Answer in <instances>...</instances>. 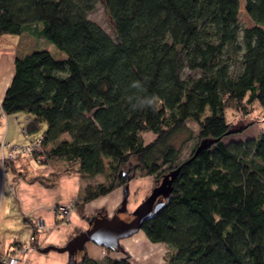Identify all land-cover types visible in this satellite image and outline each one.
<instances>
[{
  "label": "trees",
  "instance_id": "16d2710c",
  "mask_svg": "<svg viewBox=\"0 0 264 264\" xmlns=\"http://www.w3.org/2000/svg\"><path fill=\"white\" fill-rule=\"evenodd\" d=\"M98 2L112 34L88 18ZM23 33L65 57L17 56L1 110L25 113L27 134L46 123L33 137L39 164L88 180L110 172L83 186L73 203L81 218L107 215L88 216L85 205L152 177L151 192L164 184L166 197L141 231L167 248L161 264H264V128L223 141L234 130L227 110L248 114L258 103L264 119V0H0V36ZM183 130L186 157L172 142ZM106 249L125 257L98 260L83 246L67 264H132L121 245Z\"/></svg>",
  "mask_w": 264,
  "mask_h": 264
},
{
  "label": "crops",
  "instance_id": "0c3cea01",
  "mask_svg": "<svg viewBox=\"0 0 264 264\" xmlns=\"http://www.w3.org/2000/svg\"><path fill=\"white\" fill-rule=\"evenodd\" d=\"M36 41L35 37L25 33L0 36V109L5 90L13 76L14 59L35 49ZM25 115H7L0 111V253L16 258L15 264H67L68 251L50 249L42 252L39 249L64 247L78 231L90 228L88 221L81 218L73 207L84 181L76 172H56L45 164L36 167L32 164V156L17 157L3 164L2 156L7 155L8 147H1V144L11 145L17 141L18 124L25 121ZM27 143L25 141L22 145ZM147 185L145 180L142 183L133 181L128 190H140L142 197ZM123 198V189H116L109 195L87 203L85 211L90 214L102 207L112 211ZM61 207H67L65 218L57 212ZM109 214L107 212L108 216L113 213ZM135 234L139 236L138 240L132 241ZM135 234L120 240V245L130 254L146 252L153 243L141 230ZM21 247L24 250L17 251ZM104 250V247L100 248L93 242L88 241L84 245L85 253L95 259H102L106 254ZM82 254L77 251L76 259L79 260Z\"/></svg>",
  "mask_w": 264,
  "mask_h": 264
},
{
  "label": "rangeland",
  "instance_id": "374dc122",
  "mask_svg": "<svg viewBox=\"0 0 264 264\" xmlns=\"http://www.w3.org/2000/svg\"><path fill=\"white\" fill-rule=\"evenodd\" d=\"M96 7L92 10V12H90L88 14V18H90L92 21H95L101 28L105 29L108 33L112 34V28L110 25V18L107 15V12L105 10V6H103V4L101 2H98L96 5ZM239 19L241 22V26H247L250 22L248 17L246 16L245 12L242 10V7L240 9V14H239ZM35 48L37 49H46L48 51H50L55 57L58 58H64L65 54L58 51L55 46L44 40V39H39L36 41V46ZM190 75L192 76H196L198 75V72L194 71V72H189ZM19 114V113H16ZM20 114H23V112H20ZM14 115L15 114H11ZM26 117V115H25ZM226 119L228 122L231 123V127L234 129L233 132L230 133V135L226 136L223 141L225 143L229 142L231 139L233 140H241V139H248V138H252V137H257L263 130L264 128V119H263V113H262V109L261 107L258 105V103H255L251 109L249 110L248 114H243L242 112H237L233 109H229L227 110L226 113ZM188 127L191 129L192 133H196L197 129H198V125L192 121H188L187 122ZM25 127V121H21L20 124H18V129H17V141L15 143H12L11 145H22L25 141H29V139L33 138L34 136L38 135L39 133L43 132L44 129L46 128V123L42 122L40 123V129L38 132L34 133V134H24L22 129ZM188 132L187 131H179L175 134V136L172 138V142L174 144H176L177 146H183V156L186 157L188 152H189V148H190V142H186L185 140L188 137ZM143 137L145 139V142H149L151 140H153V138L155 137L154 135H152L149 132H145L143 133ZM29 156H32L29 155ZM44 156V155H43ZM24 157V156H23ZM44 159V158H43ZM32 164H35V166L37 167L38 165H40L37 161H35L34 159L31 158ZM57 163V162H56ZM55 162H51L48 166H50V168L53 171H60L61 169H63L64 167H62V165L60 164H56ZM110 175L109 171H105L102 174H99L98 176H96L94 179H83V186H85L86 184L90 183H94V182H100V181H104L108 176ZM147 181V189H146V193L144 196H140V190H137L132 192L128 190V196L126 198V204H127V212L128 214H131L134 209L145 199L146 196H148L151 193V189L154 186V180L152 177H136L133 178V180H131V182H144ZM142 181V182H141ZM85 183V184H84ZM118 189V188H117ZM116 190V189H115ZM133 200V202L131 203V201ZM121 205V204H120ZM120 205H118L116 208L120 207ZM105 208V207H103ZM115 208V209H116ZM60 209V208H59ZM115 209L111 211L110 210H106V214L107 212L110 213L109 215H111L112 213H114ZM99 210V209H98ZM97 210H95L94 212L90 213V214H86L88 216H90L91 214H94ZM121 213V212H120ZM62 216L65 218L66 216V212L62 213ZM128 218L127 214H123L121 215V218ZM77 236V235H76ZM75 237V236H74ZM164 252H163V260L162 262L165 261V259L167 258L166 256L168 255V250L167 248L164 246ZM104 251H105V255L103 256L106 257H111L114 258L116 257L115 254H118V256L116 258H122L125 257V254L119 250H114V251H108L105 247H104ZM145 253V254H144ZM138 252L136 254H130L128 251L126 253V255L128 256V259H130L132 264H143L142 263V259L144 256H146V252ZM88 255V254H87ZM100 259V260H103ZM150 260V257H148ZM99 260V259H98ZM161 262V263H162ZM160 263V264H161ZM149 264V263H147Z\"/></svg>",
  "mask_w": 264,
  "mask_h": 264
},
{
  "label": "water",
  "instance_id": "95a60500",
  "mask_svg": "<svg viewBox=\"0 0 264 264\" xmlns=\"http://www.w3.org/2000/svg\"><path fill=\"white\" fill-rule=\"evenodd\" d=\"M170 175H173L172 173ZM167 178V177H166ZM164 178V183L167 181ZM168 186L164 184L156 186L155 189L134 209L131 213L133 218L126 221L118 215V212H123L126 209V197L128 195V188H125L124 198L121 202L122 207L112 216L98 215L90 221V228L81 232L64 248L46 247L42 252H47L51 248L57 251H68L69 258L72 259L77 251L81 250L86 242H93L100 248H118L119 241L124 238L132 237L135 233L141 230L143 222L152 217L155 212L163 205V202L157 199L160 194L165 195Z\"/></svg>",
  "mask_w": 264,
  "mask_h": 264
},
{
  "label": "built area",
  "instance_id": "2783aa9c",
  "mask_svg": "<svg viewBox=\"0 0 264 264\" xmlns=\"http://www.w3.org/2000/svg\"><path fill=\"white\" fill-rule=\"evenodd\" d=\"M1 112H3L0 109ZM27 121V119H25ZM23 133L26 135V131L23 128L22 129ZM41 138H31L29 139L28 143L25 145H10V144H1V147L6 145L8 147V153L6 156H2V162L3 164L8 161V160H14L17 157L21 156H29L33 153H38V157L40 159H43L44 156L41 152V146H40ZM67 207H61L60 209L58 208L57 212L59 213H65V210ZM69 209V208H68ZM24 248H17V251H23ZM17 262V259L14 257H9L6 253H0V264H15Z\"/></svg>",
  "mask_w": 264,
  "mask_h": 264
},
{
  "label": "bare ground",
  "instance_id": "6f19581e",
  "mask_svg": "<svg viewBox=\"0 0 264 264\" xmlns=\"http://www.w3.org/2000/svg\"><path fill=\"white\" fill-rule=\"evenodd\" d=\"M134 240L132 241H135V240H138V237L136 234L133 236ZM126 243H129L128 241ZM163 252H164V248L163 246H161L159 243L156 244V245H149L148 246V249L146 251V256L143 257L142 259V263L143 264H160L163 260ZM150 257V260H148Z\"/></svg>",
  "mask_w": 264,
  "mask_h": 264
},
{
  "label": "flooded vegetation",
  "instance_id": "af4514ba",
  "mask_svg": "<svg viewBox=\"0 0 264 264\" xmlns=\"http://www.w3.org/2000/svg\"><path fill=\"white\" fill-rule=\"evenodd\" d=\"M126 204V203H125ZM127 205V204H126ZM121 207V206H120ZM120 207H118V208H116V209H120ZM115 209V210H116ZM117 212V211H116ZM123 214H127L128 215V218H122V219H124V220H126V221H129V220H131L132 218H133V215L132 214H128V212L126 211V210H124L123 212H118V215H120V217H121V215H123Z\"/></svg>",
  "mask_w": 264,
  "mask_h": 264
}]
</instances>
